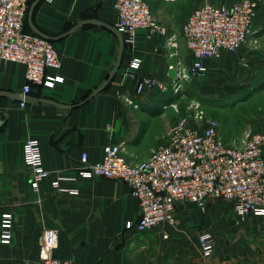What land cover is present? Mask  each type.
Instances as JSON below:
<instances>
[{
	"label": "crops",
	"instance_id": "0c3cea01",
	"mask_svg": "<svg viewBox=\"0 0 264 264\" xmlns=\"http://www.w3.org/2000/svg\"><path fill=\"white\" fill-rule=\"evenodd\" d=\"M241 1L244 0H145L167 34L150 37L147 31L139 30L134 53L125 45L122 63L111 82L82 106L64 109L28 100L22 107L20 100L0 96V232L3 213L13 215L11 242L3 244L0 240V264L38 260L40 240L47 229L58 233L53 256L75 264H264V221L260 217L235 219L234 251L227 241L223 243L224 237L218 242L217 252L207 258L199 253L197 242L199 232L208 229L203 223L208 217L193 204L177 206L173 225L139 232L126 227L129 221L137 223L140 207L122 181L77 176L76 181L61 182L62 187L75 189L77 194L61 193L51 185L59 176L78 175L83 154L90 162L101 160L108 144H121L129 161L151 158L176 121L167 110L173 103L174 68L179 63H192L183 39L186 20L206 4L230 6ZM254 1L258 8L252 39L263 41L264 0ZM87 19L115 28L114 0H42L33 14L34 25L53 37ZM54 44L61 68L48 70L47 74H59L64 82L54 88L33 85L29 96L64 105L82 102L103 85L120 53L116 35L98 25L83 26ZM132 54L140 59L134 76L128 70ZM247 58L264 66V54L249 44L237 54L208 59L206 65L214 75L222 74L231 63L241 64ZM142 78H153L166 90L155 86L138 93ZM254 80L260 82L258 78ZM26 84L23 65L0 61V92L23 95ZM260 95L264 96L258 92L251 98ZM241 113L243 120L237 132L227 130V122L220 119L219 134L228 144H240L247 122L264 129L261 119L257 122L250 112ZM28 138L39 140L43 164L50 173L38 191L32 189L31 169L23 161L22 144Z\"/></svg>",
	"mask_w": 264,
	"mask_h": 264
},
{
	"label": "built area",
	"instance_id": "2783aa9c",
	"mask_svg": "<svg viewBox=\"0 0 264 264\" xmlns=\"http://www.w3.org/2000/svg\"><path fill=\"white\" fill-rule=\"evenodd\" d=\"M32 0H0V61L25 67L27 84L23 95H29L32 86L54 88L64 82L59 74L48 75V70L59 71L61 61L54 42L34 32L25 31ZM103 2L105 0H95ZM258 3L244 0L230 6L206 4L195 9L183 27V38L192 55L190 68H174L176 82L182 78H205L209 74L206 60H217L224 54H236L253 36V23ZM117 21L115 28L124 43L134 53L137 33L145 30L149 36L166 35L167 29L154 17L145 0H114ZM140 66V59L132 54L128 63L130 75ZM159 86L153 78H142L137 92ZM26 101L20 102L24 107ZM23 161L31 169V187L34 191L50 173L43 164L40 142L28 138L22 144ZM78 175L59 176L51 185L61 193L77 194L75 189L61 186L63 181L106 177L125 183L138 200L140 217L137 223L129 221L128 229L152 231L173 225L176 209L181 203L206 209L212 199H225L234 204L240 219L249 216L264 221V132L248 127L239 145L228 144L219 134L216 119L200 103H196L192 118H183L169 130L166 140L144 161H129L121 144L104 147L103 158L90 162L88 155L81 158ZM13 215L3 213L0 240L9 244L12 238ZM168 233L164 234L168 238ZM215 236L200 233L198 244L204 257H212ZM58 246V233L44 231L40 240L39 258L28 264H75L72 260L53 256Z\"/></svg>",
	"mask_w": 264,
	"mask_h": 264
},
{
	"label": "rangeland",
	"instance_id": "374dc122",
	"mask_svg": "<svg viewBox=\"0 0 264 264\" xmlns=\"http://www.w3.org/2000/svg\"><path fill=\"white\" fill-rule=\"evenodd\" d=\"M42 32L46 33L44 30ZM246 44L253 45L254 50L260 51L262 55L264 54L262 49L264 47V39L263 41H255L251 37ZM247 59L248 61H244L241 64L236 63L235 65L234 62L231 63L228 71L222 72V74L214 75L210 71L211 73L209 72L205 78L190 77L187 79L182 78V80L178 79V91L176 92L173 89L172 94L170 93L173 96L171 97L173 103L171 102V107L167 109L175 115V123L183 118L191 119L196 103H200L208 112V115L218 121V124H220L221 118L226 121V129L229 131L236 130L235 132H237L239 130L243 120L241 112H250L254 115L253 118L257 122L260 119L261 122H264V96L262 97L261 94L260 96L251 98L252 94H257L258 92H262L264 95V86H261L264 79V66L256 60ZM181 64L183 66L180 63L179 66L186 69L190 68V64ZM170 68L173 69V66ZM257 78L260 82L254 80ZM243 100H246V103L242 104ZM247 124L249 122L245 123L242 132L248 127L257 132H264V129L255 127L254 124ZM194 207L199 209L205 218L208 217V220L206 219L203 222L208 226V229L199 233L210 232L214 234L216 241L214 254L217 252L218 242L224 237L226 240H223V243L227 241L234 251V237L236 235L235 219L238 217L235 215L233 202L225 199H212L209 201L206 209L200 210V208ZM197 247L199 253L202 254L198 242Z\"/></svg>",
	"mask_w": 264,
	"mask_h": 264
},
{
	"label": "water",
	"instance_id": "95a60500",
	"mask_svg": "<svg viewBox=\"0 0 264 264\" xmlns=\"http://www.w3.org/2000/svg\"><path fill=\"white\" fill-rule=\"evenodd\" d=\"M42 0H34V2L31 4L30 8H29V11H28V24L31 28V30L36 33L37 35L47 39V40H50L52 42H56V41H59L63 38H66L68 37L71 33H73L74 31H76L77 29L83 27V26H87V25H98V26H101V27H104L106 29H108L109 31H111L112 33H114L116 35V37L118 38L119 40V43H120V53H119V58H118V61L116 63V66L115 68L113 69V71L110 73L109 77L107 78V80L105 81V83L103 85H101L100 87H98L97 89H95L94 91H92L90 93V95L85 99L83 100L82 102L80 103H77V104H74V105H64V104H60V103H57L55 101H52V100H49V99H43V98H34L32 96H29V95H18V94H15V93H6V92H0V96H7V97H12V98H15V99H18L20 101H30V100H36V101H41V102H45V103H48V104H53V105H56L58 107H61V108H64V109H73L75 107H79V106H82L84 105L86 102H88L89 100H91L93 97H95L97 94H99L100 92H102L107 86L108 84L111 82V80L113 79L114 75L116 74V72L119 70L120 68V65L122 63V59H123V54H124V48H125V43H124V40H123V37L122 35L117 31L116 28H114L113 26L111 25H108L106 23H103L99 20H96V19H87V20H84L82 21L81 23H79L78 25H76L75 27H73L71 30H69L68 32L58 36V37H53V36H50L44 32H42L41 30H39L33 23V14H34V10L35 8L37 7V5L41 2ZM1 114V113H0Z\"/></svg>",
	"mask_w": 264,
	"mask_h": 264
},
{
	"label": "trees",
	"instance_id": "16d2710c",
	"mask_svg": "<svg viewBox=\"0 0 264 264\" xmlns=\"http://www.w3.org/2000/svg\"><path fill=\"white\" fill-rule=\"evenodd\" d=\"M33 2H34V0L31 1L30 6H31V4H32ZM25 31H27V32H33V31L31 30L29 24H28V19L26 20V24H25ZM261 86H264V80H263ZM89 95H90V94H89ZM89 95H88V96H89ZM88 96H87V97H88ZM87 97H86V98H87Z\"/></svg>",
	"mask_w": 264,
	"mask_h": 264
}]
</instances>
